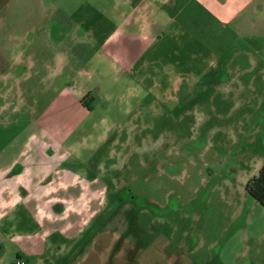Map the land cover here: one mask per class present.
Here are the masks:
<instances>
[{
  "label": "rangeland",
  "instance_id": "rangeland-1",
  "mask_svg": "<svg viewBox=\"0 0 264 264\" xmlns=\"http://www.w3.org/2000/svg\"><path fill=\"white\" fill-rule=\"evenodd\" d=\"M173 1L0 0V73L15 55H29L24 66L40 69L39 115L78 93L76 83L91 92L88 116L71 107V120L49 126L63 168L100 178L104 200L88 204L87 225L71 244L60 237L65 250L48 237L45 257L264 264V208L246 190L264 165V39H236L215 11V18L194 6L182 13L186 0ZM145 4L151 8L131 24L132 9ZM116 30L144 48L128 74L106 55ZM60 68L52 84L49 71ZM6 105L0 99V112ZM20 125L6 130L4 144ZM27 230L0 223V264L26 258L18 245Z\"/></svg>",
  "mask_w": 264,
  "mask_h": 264
},
{
  "label": "crops",
  "instance_id": "crops-1",
  "mask_svg": "<svg viewBox=\"0 0 264 264\" xmlns=\"http://www.w3.org/2000/svg\"><path fill=\"white\" fill-rule=\"evenodd\" d=\"M173 3L176 6L178 0ZM192 6L208 12L214 18L213 12L218 13L224 28H228L236 39H264V0H186L180 11L183 13ZM150 8L145 4L144 8L132 9L129 19L132 20L131 24L140 23L138 12ZM116 31L112 43L107 40L111 43V49L106 55L117 63L122 72L128 74L137 58L139 61L142 57L144 48L137 36L128 31ZM109 44L105 42L103 47L109 49ZM204 50L208 49L204 47ZM14 59L15 62L0 73V99L7 102L6 108L4 106L0 112V144L3 143L0 146V223L10 226L14 231L19 224L30 232L18 245L27 258L25 262L26 258L18 256V260L25 262L23 264H29L28 260L32 259L36 260L34 264H61L59 261L63 260L62 257L51 258L53 253L49 258L45 257L48 237L54 243V249L65 250L63 246L71 244L82 233L80 227L87 225V212L92 210L88 204L94 207L103 203L104 183L95 175H91V181L84 180L63 168L65 152L61 143L56 141V136L54 138L57 131L54 132L49 123L71 120V107L78 109L79 118L88 116L92 112L91 105L87 103L91 92L78 89L76 83L74 89L78 93L66 97V102L61 99L54 101L47 114L41 117L38 113V83L35 84V75L40 73V69L24 66L29 63V55L25 56L24 52L15 55ZM65 70H50L51 83L55 84L59 74L65 73ZM26 84L28 87L23 90ZM24 122L22 130L19 126L20 133L4 144L6 130ZM65 204L70 205L66 212ZM18 217L22 218L19 223L16 221ZM60 237L68 239V243Z\"/></svg>",
  "mask_w": 264,
  "mask_h": 264
},
{
  "label": "trees",
  "instance_id": "trees-1",
  "mask_svg": "<svg viewBox=\"0 0 264 264\" xmlns=\"http://www.w3.org/2000/svg\"><path fill=\"white\" fill-rule=\"evenodd\" d=\"M248 194L264 208V165L247 185Z\"/></svg>",
  "mask_w": 264,
  "mask_h": 264
},
{
  "label": "built area",
  "instance_id": "built-area-1",
  "mask_svg": "<svg viewBox=\"0 0 264 264\" xmlns=\"http://www.w3.org/2000/svg\"><path fill=\"white\" fill-rule=\"evenodd\" d=\"M17 264H22V263L20 262V260H18Z\"/></svg>",
  "mask_w": 264,
  "mask_h": 264
}]
</instances>
